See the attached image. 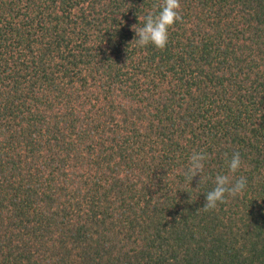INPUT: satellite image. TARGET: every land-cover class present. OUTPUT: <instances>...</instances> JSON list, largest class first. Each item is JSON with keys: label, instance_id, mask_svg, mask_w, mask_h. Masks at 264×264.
<instances>
[{"label": "trees", "instance_id": "obj_1", "mask_svg": "<svg viewBox=\"0 0 264 264\" xmlns=\"http://www.w3.org/2000/svg\"><path fill=\"white\" fill-rule=\"evenodd\" d=\"M180 3L160 50L163 0H0V264H264V0Z\"/></svg>", "mask_w": 264, "mask_h": 264}, {"label": "clouds", "instance_id": "obj_2", "mask_svg": "<svg viewBox=\"0 0 264 264\" xmlns=\"http://www.w3.org/2000/svg\"><path fill=\"white\" fill-rule=\"evenodd\" d=\"M158 7V11L149 12L143 17V27L132 26L137 37L134 41L139 47L151 44L157 49L164 50L169 42V29L175 30L174 25L182 21L180 0H163V4ZM208 159L209 154L206 151L192 152L183 172L184 179L189 185L197 176L198 186L206 181L204 173ZM227 165L230 174H217L214 179L215 187L205 194L206 203L203 206L205 211L215 210L219 204L225 203L228 197H237L246 190V177L235 178V174L243 165L240 153L234 152Z\"/></svg>", "mask_w": 264, "mask_h": 264}]
</instances>
